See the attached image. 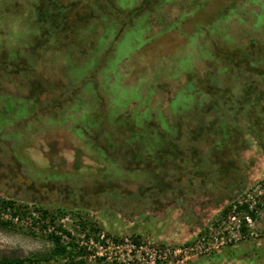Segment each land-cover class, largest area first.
Segmentation results:
<instances>
[{
    "label": "rangeland",
    "instance_id": "374dc122",
    "mask_svg": "<svg viewBox=\"0 0 264 264\" xmlns=\"http://www.w3.org/2000/svg\"><path fill=\"white\" fill-rule=\"evenodd\" d=\"M0 197V255L264 264V0H0Z\"/></svg>",
    "mask_w": 264,
    "mask_h": 264
},
{
    "label": "trees",
    "instance_id": "16d2710c",
    "mask_svg": "<svg viewBox=\"0 0 264 264\" xmlns=\"http://www.w3.org/2000/svg\"><path fill=\"white\" fill-rule=\"evenodd\" d=\"M49 15V13H48ZM53 19V18H51ZM0 207H10L11 212L13 214L16 213H26L25 209H23L20 205L15 204V200L13 199H6L3 197H0ZM42 213L45 215H49L51 217L50 219H53V214L49 213L48 210L41 208ZM63 211V210H62ZM61 211V212H62ZM80 219V218H79ZM81 225L85 224L84 220L80 219ZM0 224L3 226H11L13 223L10 220L7 219H0ZM57 228H60V225H57ZM47 238L52 241V248L50 252L46 255H36L33 253H30L26 256H5L0 255V264H47L50 257H65L68 259V262L66 264H75V262L71 261L73 259V256L78 254V250H75L72 246L66 245L62 243L60 236L56 233H50L47 235ZM82 261H79L78 264H81Z\"/></svg>",
    "mask_w": 264,
    "mask_h": 264
},
{
    "label": "built area",
    "instance_id": "2783aa9c",
    "mask_svg": "<svg viewBox=\"0 0 264 264\" xmlns=\"http://www.w3.org/2000/svg\"><path fill=\"white\" fill-rule=\"evenodd\" d=\"M27 215H22V213H16L13 214L10 210V207H5V208H1L0 207V217L3 219H7V220H11L13 222H16L17 224H23L25 226H35L36 228H38L39 226L41 227L42 225H44V222L41 221L39 223V221L36 220V218H38L39 216L36 214L37 212L33 209L27 211ZM45 230H48V232L52 233V231H54V233H56L55 226L54 225H49L48 221L45 220Z\"/></svg>",
    "mask_w": 264,
    "mask_h": 264
}]
</instances>
